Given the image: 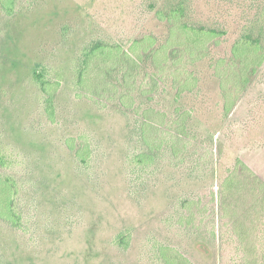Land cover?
I'll return each instance as SVG.
<instances>
[{
	"label": "rangeland",
	"instance_id": "obj_1",
	"mask_svg": "<svg viewBox=\"0 0 264 264\" xmlns=\"http://www.w3.org/2000/svg\"><path fill=\"white\" fill-rule=\"evenodd\" d=\"M188 1L192 23L226 33L194 67L197 94L179 103L170 89L148 101L138 87L142 75L129 87L117 70L105 73L103 61L89 68L85 86L78 83L84 48L92 42L128 49L146 34L164 41L169 24L150 4L165 0H33L29 8L24 1L16 23L0 12V150L6 162L0 174L17 182L24 225L15 229L0 219V264H165L158 247L192 264H262L264 213L225 223L219 200L221 180L237 158L264 180V64L228 117L213 65L231 58L248 28L264 30V0ZM35 70L60 82L54 121ZM128 88L142 108L167 118L178 105L191 109L185 151L175 156L165 148L137 170L132 152L146 147L138 140L135 111L119 101ZM170 127L167 119L155 123L151 136H164L159 132ZM70 138L91 145L87 165L69 148ZM182 216L191 223H180ZM123 234L130 236L127 247L119 243Z\"/></svg>",
	"mask_w": 264,
	"mask_h": 264
},
{
	"label": "trees",
	"instance_id": "obj_2",
	"mask_svg": "<svg viewBox=\"0 0 264 264\" xmlns=\"http://www.w3.org/2000/svg\"><path fill=\"white\" fill-rule=\"evenodd\" d=\"M24 1L26 8L33 4V0H0V12L5 18L12 20V23H16L24 14ZM150 6L155 10L158 19L168 22L167 38L160 42L154 35L146 34L134 39L128 49L120 43L112 45L101 41L92 42L84 48L82 54L84 61L80 64L79 85L85 86L90 73L89 68L103 61L108 63L105 73L112 74L117 70L129 87H134L137 75H142L138 87L141 96L148 101H155L168 89L175 91L173 97L175 103H179L186 94H197L200 78L194 67L208 55L212 43L215 45L220 43V38L226 33L225 30L192 23L189 20L188 0H165L161 6L154 2ZM263 64L264 30L256 34L252 27L235 41L231 58H220L214 63V73L220 78L225 117L231 114L240 95ZM33 75L46 95L45 111L49 120L54 121L55 96L60 82L46 79L38 70H35ZM128 89L119 96V101L122 107L132 108L135 111L138 118L136 122L138 140L146 147L141 152H132L131 158L138 167L137 170L142 171L149 167L155 162L158 153L165 148L175 156L179 151H185L191 137L188 129V122L192 117L191 109H183L178 105L175 107V113L167 118V113L164 111H156L151 106L142 108L141 104H137V98L132 94L133 90ZM86 95L96 100L98 94L89 92ZM166 119L171 125V132H167L165 128L159 132L161 135L164 133V136L153 138L150 132L153 125L158 123L161 126L165 124ZM77 139H67V144L76 157L87 165L92 156L91 145L85 140L77 144ZM176 139L181 141L180 146ZM5 164L4 155L0 150V166ZM17 193L18 186L14 178L0 174V219L8 222L15 229H22L24 225L16 207ZM219 202L224 212L222 218H226L225 223L232 222L234 218H241V215L248 217L256 212L264 213V180L244 161L237 158L221 180ZM187 203L183 201L181 206L186 207ZM180 223L191 222L186 216H182ZM119 237V243L127 247L130 236L123 234ZM158 253L165 264H192L181 254L169 258L165 247H158ZM256 262L258 260L248 259L243 264ZM262 264H264L263 260Z\"/></svg>",
	"mask_w": 264,
	"mask_h": 264
}]
</instances>
